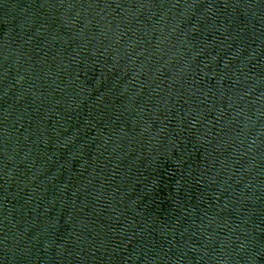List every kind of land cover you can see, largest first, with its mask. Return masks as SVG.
Listing matches in <instances>:
<instances>
[{"label": "water", "instance_id": "1", "mask_svg": "<svg viewBox=\"0 0 264 264\" xmlns=\"http://www.w3.org/2000/svg\"><path fill=\"white\" fill-rule=\"evenodd\" d=\"M0 264H264V0H0Z\"/></svg>", "mask_w": 264, "mask_h": 264}]
</instances>
